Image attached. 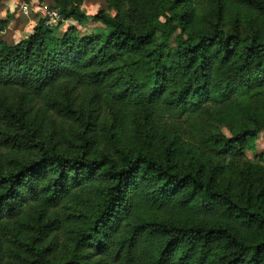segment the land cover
Here are the masks:
<instances>
[{
	"label": "trees",
	"instance_id": "obj_1",
	"mask_svg": "<svg viewBox=\"0 0 264 264\" xmlns=\"http://www.w3.org/2000/svg\"><path fill=\"white\" fill-rule=\"evenodd\" d=\"M52 1L98 29L0 15V264H264V0Z\"/></svg>",
	"mask_w": 264,
	"mask_h": 264
},
{
	"label": "rangeland",
	"instance_id": "obj_2",
	"mask_svg": "<svg viewBox=\"0 0 264 264\" xmlns=\"http://www.w3.org/2000/svg\"><path fill=\"white\" fill-rule=\"evenodd\" d=\"M26 5L29 6V2L35 1V2H41L43 0H24ZM23 3L18 6L17 4H3L0 7V13L2 16H5L6 11H11L10 14L13 15V18L9 24L8 29L6 30L4 37L9 40L10 42H17L25 37H27L31 32L38 21V19L42 18V14L40 16H34L33 13L30 11V8L32 6H29V14L24 13L22 7L24 5ZM106 7V3L103 0H86V2L83 4L84 11L89 14L93 15L98 10L104 9ZM49 8V7H47ZM73 21V20H71ZM75 26L80 30L81 33H90L94 29H98V23L90 20L83 24H79L76 21ZM64 26H66L65 22H62L58 27L53 29L57 35H61L64 32ZM69 27V26H68ZM66 30V29H65ZM264 154V136L261 134L259 139L255 142L254 148L251 150L246 151V155L248 158L253 157H260V155Z\"/></svg>",
	"mask_w": 264,
	"mask_h": 264
},
{
	"label": "crops",
	"instance_id": "obj_3",
	"mask_svg": "<svg viewBox=\"0 0 264 264\" xmlns=\"http://www.w3.org/2000/svg\"><path fill=\"white\" fill-rule=\"evenodd\" d=\"M28 1V0H27ZM86 2V1H85ZM84 2V3H85ZM17 4L18 6H16L17 8L18 7H20L19 5H21L22 3L24 4V3H26L24 0H4L3 2H2V4L0 5V7L3 5V4ZM30 4H29V6H32L31 8H30V11L33 13V15L34 16H40L41 14H42V11L45 9V8H47V7H52L53 6V1L52 0H43V1H41V2H35V1H32V2H29ZM11 12V11H10ZM9 11H6V13H5V15L7 14V13H10ZM28 14H29V9H28ZM0 15L2 16V14L0 13ZM65 23H66V26H64V31H65V29L68 27V26H70V25H74L75 24V22H73V21H71V20H69V21H64ZM6 32V31H5ZM5 32L2 34V37H3V39L4 40H6L8 43H10V44H14V43H16V42H10L9 40H7L5 37H4V34H5ZM18 42V41H17Z\"/></svg>",
	"mask_w": 264,
	"mask_h": 264
},
{
	"label": "built area",
	"instance_id": "obj_4",
	"mask_svg": "<svg viewBox=\"0 0 264 264\" xmlns=\"http://www.w3.org/2000/svg\"><path fill=\"white\" fill-rule=\"evenodd\" d=\"M24 13H28L29 6L24 4L22 7ZM42 18L45 26L49 28H56L63 22V17L57 8L49 7L42 11Z\"/></svg>",
	"mask_w": 264,
	"mask_h": 264
}]
</instances>
